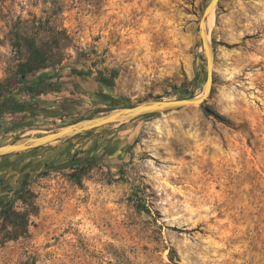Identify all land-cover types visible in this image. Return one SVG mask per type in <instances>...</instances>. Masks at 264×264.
Instances as JSON below:
<instances>
[{
	"label": "rangeland",
	"instance_id": "rangeland-1",
	"mask_svg": "<svg viewBox=\"0 0 264 264\" xmlns=\"http://www.w3.org/2000/svg\"><path fill=\"white\" fill-rule=\"evenodd\" d=\"M210 1L0 0V146L98 115V90L119 108L201 96ZM205 23L203 106L0 160V264H264V0ZM24 36L45 67L24 72Z\"/></svg>",
	"mask_w": 264,
	"mask_h": 264
},
{
	"label": "water",
	"instance_id": "water-1",
	"mask_svg": "<svg viewBox=\"0 0 264 264\" xmlns=\"http://www.w3.org/2000/svg\"><path fill=\"white\" fill-rule=\"evenodd\" d=\"M219 2L220 0H211L208 3L203 10L199 23L201 45L206 59V78L201 96L185 97L180 99L160 98L130 107L115 108L109 112L80 119L74 123L65 125L52 133L36 137H28L17 144L7 143L1 145L0 157L25 152L58 140H72L79 137V135L100 130L105 126L138 120L157 112L170 109L177 110L187 106H201L211 94L213 83L212 67L214 62L213 49L206 34L204 24L206 19L213 13Z\"/></svg>",
	"mask_w": 264,
	"mask_h": 264
},
{
	"label": "trees",
	"instance_id": "trees-1",
	"mask_svg": "<svg viewBox=\"0 0 264 264\" xmlns=\"http://www.w3.org/2000/svg\"><path fill=\"white\" fill-rule=\"evenodd\" d=\"M23 40H24V43L26 45V50L29 54L28 59L26 60L25 64L23 65L24 66L23 67L24 72H32V71L41 69L42 67H45V65L48 63L49 59L44 55V53L41 50L42 48L39 46L37 41H35V38L30 39L29 37L24 36ZM45 81L46 80H44V79L37 81L36 84L34 85L33 89H35V87H37L38 84H40L42 82L44 83ZM41 92H43V91H37L36 93L34 92V94L39 95V94H41ZM189 97H194V95H190ZM203 105H204V103L201 106H203ZM125 107H130V106L127 105ZM115 108H119V107H115ZM109 111H111V110H109ZM100 112H102V111H98L97 113H100ZM205 113H206V115H213L216 118H220L219 115H216V113H213L212 111H210L207 108H205ZM81 119H83V118H81ZM85 134H89V133H85ZM10 204H11V201L9 203L3 205V208L0 212L1 213L9 212V209H10L9 205Z\"/></svg>",
	"mask_w": 264,
	"mask_h": 264
},
{
	"label": "flooded vegetation",
	"instance_id": "flooded-vegetation-1",
	"mask_svg": "<svg viewBox=\"0 0 264 264\" xmlns=\"http://www.w3.org/2000/svg\"><path fill=\"white\" fill-rule=\"evenodd\" d=\"M55 86H57V84H55V83H52V84H45V82L43 83H40V84H38L37 85V87H35V89H33L34 90V92L36 93L37 91H43L44 89H52L53 87H55ZM108 86V85H107ZM97 94H98V98L100 99V101H101V104L105 107V109L104 110H102V112H100V113H105V112H108L109 110H113L115 107H118V106H114V105H110L109 103H107V102H105V100H104V98H106L105 97V95L104 94H107V93H105L103 90H98L97 92H96ZM43 94V92H41V94H39V95H42ZM96 94V95H97ZM7 108V109H6ZM7 110V111H10V107H7V104L5 103V101L2 103V104H0V114H2L3 113V111L4 110ZM30 113H34L33 111H29ZM100 113H97V114H100ZM92 132H94V131H92ZM92 132H89V133H92ZM32 150H27V151H25V152H31ZM8 156H10V155H6V156H2V157H0V160H4L5 158H7ZM28 160H30V158H26V160L25 161H28ZM7 163V162H6ZM4 163H0V166H2ZM25 177H23V179H24ZM28 178L26 177V180H27ZM25 180V179H24ZM9 198V199H8ZM8 198H6V200L5 201H3V203H5V204H7V203H9L11 200H13L14 198H15V196L13 195L12 197H8ZM3 203H2V206H1V208H0V211L2 210V208H3Z\"/></svg>",
	"mask_w": 264,
	"mask_h": 264
},
{
	"label": "crops",
	"instance_id": "crops-1",
	"mask_svg": "<svg viewBox=\"0 0 264 264\" xmlns=\"http://www.w3.org/2000/svg\"><path fill=\"white\" fill-rule=\"evenodd\" d=\"M42 131H44V132H47L46 134H48V133H52V131H50V130H42ZM43 135H45V134H43ZM36 136H40V135H36ZM36 136H34V137H36ZM60 141H63V140H58V141H55V142H52L53 144L54 143H57V142H60ZM53 146H57V145H53ZM37 148H34V149H31L32 151H35Z\"/></svg>",
	"mask_w": 264,
	"mask_h": 264
},
{
	"label": "bare ground",
	"instance_id": "bare-ground-1",
	"mask_svg": "<svg viewBox=\"0 0 264 264\" xmlns=\"http://www.w3.org/2000/svg\"><path fill=\"white\" fill-rule=\"evenodd\" d=\"M211 16V15H210ZM205 25H206V23H205Z\"/></svg>",
	"mask_w": 264,
	"mask_h": 264
}]
</instances>
